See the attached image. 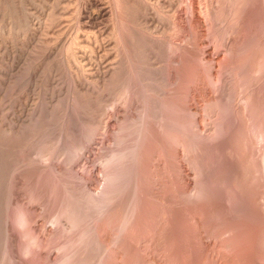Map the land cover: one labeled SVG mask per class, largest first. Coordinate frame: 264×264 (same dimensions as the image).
I'll use <instances>...</instances> for the list:
<instances>
[{
	"label": "rangeland",
	"instance_id": "1",
	"mask_svg": "<svg viewBox=\"0 0 264 264\" xmlns=\"http://www.w3.org/2000/svg\"><path fill=\"white\" fill-rule=\"evenodd\" d=\"M88 1L0 0V264H264V0Z\"/></svg>",
	"mask_w": 264,
	"mask_h": 264
},
{
	"label": "bare ground",
	"instance_id": "2",
	"mask_svg": "<svg viewBox=\"0 0 264 264\" xmlns=\"http://www.w3.org/2000/svg\"><path fill=\"white\" fill-rule=\"evenodd\" d=\"M56 2V1H55ZM85 2V1H84ZM88 4H90L89 6H91L92 5V7H94L95 6V8L97 7L98 8V6H100V4H102V3H100L99 2V0H89L88 1ZM148 6V5H147ZM147 8V7H146ZM104 12H105V10L102 8V7H100L99 8V13H98V15L99 16H103V14H104ZM249 13V12H248ZM72 46V45H71ZM70 49V48H69ZM67 53H68V51H67ZM70 53V52H69ZM72 57H73V55H72ZM67 58H68V56H67ZM75 58V57H74ZM115 159H117L116 157H115ZM114 160V159H113ZM115 161V160H114ZM113 161V162H114ZM91 202H93V200L91 201ZM97 203V202H96ZM93 204H94V202H93ZM100 204V201H99V203H98V205ZM96 206V205H95ZM98 208V207H97ZM134 216H136V215H134ZM136 218V217H135ZM24 219V218H23ZM26 220V219H25ZM75 220V219H74ZM78 220V219H77ZM132 220V219H131ZM130 222V221H129ZM23 223V222H22ZM72 223H74V222H72ZM72 223H70L71 224V226H73L72 225ZM76 223H74V225H75ZM69 225V224H68ZM76 226V225H75ZM126 226V225H125ZM124 226V227H125ZM62 227H64V226H62ZM65 229H67L66 228V226L64 227ZM69 228V227H68ZM74 229V228H73ZM66 231V230H65ZM125 231V230H124ZM96 233V232H95ZM99 233V232H98ZM98 235V234H97ZM100 238V237H99ZM121 238V237H120ZM102 242V241H101ZM123 245V244H122ZM120 246V245H119ZM61 248V247H60ZM105 248V247H104ZM109 248V247H108ZM121 248V247H120ZM63 249V248H62ZM107 249V248H106ZM112 249V248H111ZM117 250V249H116ZM60 251H61V249H60ZM59 251V252H60ZM107 251H109V250H107ZM115 252V251H114ZM119 252V251H118ZM64 254V253H63ZM71 254V253H70ZM111 254V253H110ZM68 255V254H67ZM114 255V254H113ZM123 255V254H122ZM120 253H119V257H122V258H124V255L122 256ZM69 256V255H68ZM67 256V257H68ZM66 257V256H65ZM70 259V258H69ZM115 259V258H114ZM67 260V259H66ZM123 260V259H122ZM60 261V260H59ZM64 262H66L65 261V259L63 260ZM68 261V260H67ZM119 261V260H118ZM155 261V260H154ZM153 261V262H154ZM160 262H158V264H159ZM56 264V263H55ZM59 264H61V263H59ZM62 264H64L63 262H62ZM116 264V263H115ZM151 264H152V262H151ZM156 264V263H155Z\"/></svg>",
	"mask_w": 264,
	"mask_h": 264
}]
</instances>
